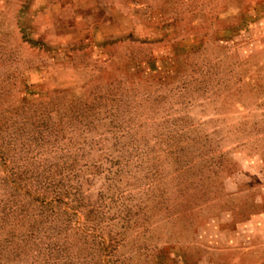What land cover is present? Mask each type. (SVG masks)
<instances>
[{"label": "rangeland", "instance_id": "obj_1", "mask_svg": "<svg viewBox=\"0 0 264 264\" xmlns=\"http://www.w3.org/2000/svg\"><path fill=\"white\" fill-rule=\"evenodd\" d=\"M0 264H264V0H0Z\"/></svg>", "mask_w": 264, "mask_h": 264}]
</instances>
